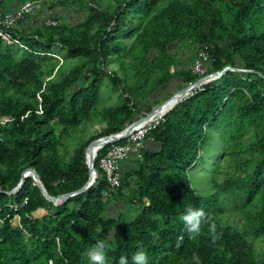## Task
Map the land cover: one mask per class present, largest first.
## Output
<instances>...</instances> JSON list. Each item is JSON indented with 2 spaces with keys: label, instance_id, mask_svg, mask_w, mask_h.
<instances>
[{
  "label": "trees",
  "instance_id": "1",
  "mask_svg": "<svg viewBox=\"0 0 264 264\" xmlns=\"http://www.w3.org/2000/svg\"><path fill=\"white\" fill-rule=\"evenodd\" d=\"M24 1L0 0V9ZM31 1L79 12L54 15L56 25L19 22L12 32L22 46L0 39V119L9 118L0 125V264H264L251 241L264 243V79L256 72L227 71L153 120L144 136L151 144L108 197L98 160L109 144L95 154V182L63 203L48 201L31 176L4 192L27 167L49 195L81 187L90 141L149 111L159 103L151 94L174 78L185 86L203 75L177 66L174 43L188 41L194 56L207 45L204 74L230 65L264 75V0ZM106 88L116 102L99 107ZM94 119L104 126L65 158L63 140ZM209 146L216 163L197 186L190 169ZM226 162L232 173L217 178ZM117 197L126 206L108 214Z\"/></svg>",
  "mask_w": 264,
  "mask_h": 264
},
{
  "label": "rangeland",
  "instance_id": "2",
  "mask_svg": "<svg viewBox=\"0 0 264 264\" xmlns=\"http://www.w3.org/2000/svg\"><path fill=\"white\" fill-rule=\"evenodd\" d=\"M36 5L38 6V10L40 13L37 15H33L35 19H37L36 22H41L40 17L46 16V15H55L53 14L55 12V8H50L49 6H45L46 4L41 5L40 2H36ZM40 6V7H39ZM54 11V12H53ZM72 11V10H70ZM64 12V10H63ZM72 14V15H71ZM69 18L72 20L73 17H76L77 14L75 13H69ZM39 18V19H38ZM30 21L32 22L33 19L30 17ZM34 21V22H35ZM35 22V23H36ZM193 45H191L188 41H183L181 45L178 43H174L172 45V50L175 53V56L177 57V66L178 67H186L189 66L194 53H193ZM207 65V64H206ZM205 65V67H206ZM181 86H183L181 78L176 77L174 78L168 85H166L163 89L155 90L150 98L149 102L153 103V99L157 100L158 102L165 99L171 92L179 89ZM117 99V92L110 90V88L102 89L100 101L98 103V106H104V105H111L116 102ZM142 115V112L138 113L137 116ZM136 116V117H137ZM104 126V123L100 122L98 119H94L93 121L86 124L84 127L81 128L80 131H78L77 135L68 140H63V146L59 147L60 152L63 154L65 158H67L71 152L73 147H75L78 140H85L92 135H95L100 131V129ZM151 144L150 141H143L142 146L147 145L149 146ZM215 147H208L206 150L205 155L202 156V158L195 163L191 169L190 174L192 179L195 181V184L197 186L201 185L203 178L205 177L206 171H209L216 163L217 154L214 153ZM140 155H132L129 159H127V165L125 170H128L132 167H134V160ZM224 170L219 172L217 174V178H222L225 173H232V164L231 162H226L224 165ZM125 202L122 197H117L115 200L111 201L108 205L107 213L111 215H115L117 212L122 211L125 207ZM252 244L255 248L256 253L258 254V257H264V243L260 240H252Z\"/></svg>",
  "mask_w": 264,
  "mask_h": 264
},
{
  "label": "built area",
  "instance_id": "3",
  "mask_svg": "<svg viewBox=\"0 0 264 264\" xmlns=\"http://www.w3.org/2000/svg\"><path fill=\"white\" fill-rule=\"evenodd\" d=\"M37 10L38 6L36 5V1L31 0L21 2L13 9H0V39L8 44L18 43L22 46L18 37L13 34L12 29L19 22L27 21L29 17H33V14ZM40 20L46 25L57 24L55 16L51 14L41 17ZM210 58L211 56L207 45L204 44L199 46L190 63L191 70L200 75L204 74L205 65L210 61ZM7 120H9V118L0 119V125L5 123ZM152 121L148 124H143L134 128L127 136L121 138L123 142H119V139L118 141L108 143L109 146L103 150L98 160V166L102 170L108 183V189L104 192L106 197L110 196L121 183L122 163L129 159L132 155L140 153L145 133L151 127Z\"/></svg>",
  "mask_w": 264,
  "mask_h": 264
},
{
  "label": "water",
  "instance_id": "4",
  "mask_svg": "<svg viewBox=\"0 0 264 264\" xmlns=\"http://www.w3.org/2000/svg\"><path fill=\"white\" fill-rule=\"evenodd\" d=\"M227 71H249V72H256L258 73L261 77L264 79V75L259 72V71H253V70H246V69H241L238 67H233L230 65L224 66L223 68L219 70H215L209 73H205L198 77L196 80L193 82L180 87L179 89L171 92L169 96H167L165 99L160 101L158 104L153 106L149 111H144L142 112V115L137 116L133 121H131L129 124H127L121 131H118L116 133H111L108 135H103L98 138L93 139L90 141L87 146L85 147V159H86V164L88 167V177L85 181V183L79 187L76 190L62 193L56 196L49 195L48 192L46 191L42 181L40 180V177L37 173V171L33 167H27L21 172V177L18 182V184L12 188L11 190L4 191L7 194L14 193L18 191V189L23 185L24 180L27 176H31L32 179L34 180V184L40 189L42 195L50 202H53L54 204L58 203H63L66 201L67 198L74 196L76 194H79L81 192L86 191L94 182L95 179L98 176V171L94 166V158L96 152L103 146L111 142L118 141L119 139L127 136L134 128L139 127L144 124V121L153 118L159 119L162 116H158L161 112H163V115L170 110L178 101H181L183 98H185L189 93H191L194 89L198 88L204 83H207L211 80H214ZM158 116V117H157ZM93 149V150H92ZM1 191V189H0Z\"/></svg>",
  "mask_w": 264,
  "mask_h": 264
},
{
  "label": "crops",
  "instance_id": "5",
  "mask_svg": "<svg viewBox=\"0 0 264 264\" xmlns=\"http://www.w3.org/2000/svg\"><path fill=\"white\" fill-rule=\"evenodd\" d=\"M40 3H41V1H40ZM45 6H47V5H45ZM40 7V6H39ZM55 12L53 13V14H55V15H68L69 16V13H76V14H78V12H79V9L78 8H74V7H72V8H69V9H63V8H59V7H56L55 9ZM63 10H64V12H63ZM70 10H72V11H70ZM38 13H40V11L39 10H37L34 14L35 15H37ZM33 14V15H34ZM72 15V14H71ZM41 17H43V15L41 16ZM41 17H40V19H41ZM70 17V16H69ZM77 17V16H76ZM32 19H33V21L32 22H29V21H26V23H23L24 25L25 24H29V26H31V25H34L35 24V22L37 21V19H35L34 17H31ZM39 19V18H38ZM36 20V21H35ZM35 21V22H34ZM41 21V20H40ZM37 23V22H36ZM127 160L126 161H124L123 163H122V169L123 170H125L124 168H126V166H128L127 165Z\"/></svg>",
  "mask_w": 264,
  "mask_h": 264
},
{
  "label": "bare ground",
  "instance_id": "6",
  "mask_svg": "<svg viewBox=\"0 0 264 264\" xmlns=\"http://www.w3.org/2000/svg\"><path fill=\"white\" fill-rule=\"evenodd\" d=\"M164 111H165V110H164ZM164 111H163V112H164ZM163 112H161L160 114H158V116H162V115H163ZM158 116H157V117H158ZM152 120H153V118H149V119L145 120V121H144V125L150 123ZM92 150H93V149H92Z\"/></svg>",
  "mask_w": 264,
  "mask_h": 264
}]
</instances>
